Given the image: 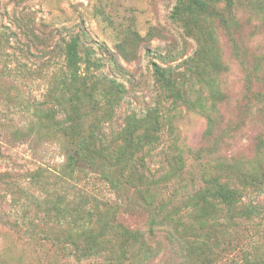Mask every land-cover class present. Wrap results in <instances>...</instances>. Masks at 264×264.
Here are the masks:
<instances>
[{
  "label": "rangeland",
  "instance_id": "obj_1",
  "mask_svg": "<svg viewBox=\"0 0 264 264\" xmlns=\"http://www.w3.org/2000/svg\"><path fill=\"white\" fill-rule=\"evenodd\" d=\"M213 2L226 23L203 20L191 36L183 23L171 18L177 0H0V173H7L22 191L16 195L0 187L4 215L23 224V216L35 214L34 199L43 203L58 195L70 199L81 189L119 201V219L132 228H146L149 212L138 205L135 176L121 200L99 174L80 180L58 177L64 157L46 138H36L35 133L26 139L11 135L18 127L28 131L27 103L44 99L49 76L63 63V45L77 34L101 60L105 77L125 88L112 129L120 127L127 114L143 117L158 110L164 115L159 145L149 154L144 149L135 155L144 162L146 154L141 171L149 176L157 173L155 178L160 179L169 169V156L178 153L177 146L203 145L212 152L211 163L206 162L215 165L213 169L231 157L251 168H264V103L256 99L257 92H264V0H235L231 8L223 0ZM154 62L175 70L191 103H174L160 88ZM129 165L137 166L135 160ZM37 168L44 174L35 179L32 173ZM183 177L177 185L175 180L161 182L163 191H157L184 197L188 189L181 186L188 176ZM245 200L264 211V191L249 193ZM8 226L0 221V264H76L72 257L44 254L47 249ZM153 246L163 250L150 264H181L184 244L178 246L165 232H158Z\"/></svg>",
  "mask_w": 264,
  "mask_h": 264
},
{
  "label": "trees",
  "instance_id": "obj_2",
  "mask_svg": "<svg viewBox=\"0 0 264 264\" xmlns=\"http://www.w3.org/2000/svg\"><path fill=\"white\" fill-rule=\"evenodd\" d=\"M234 2L223 0L226 8L233 7ZM171 18L183 23L189 35L203 20L226 23L213 0H177ZM62 57V65L49 76L44 99L27 103L28 131L18 127L11 135L26 139L35 133L36 138H46L56 144L64 157L62 175L58 177L80 180L99 174L121 200L122 192L135 176L141 198L138 205L149 212L146 228H132L122 222L119 201L98 198L81 189L70 199L65 195L47 199L46 203L34 199L31 205L35 214L23 216V224L1 210L0 221L47 249L44 254L52 251L65 259L72 257L76 264H150L163 250L153 246L158 232H165L178 246L184 244L181 264H264V211L253 201L245 200L249 193L264 191V168H251L231 157L213 169L215 165L206 162L212 155L207 146H177L178 153L169 156V169L160 179L155 178L157 173L147 175L141 171L146 167V154L142 157L144 162L136 160L135 155L144 149L149 154L159 145L163 113L150 110L143 117L127 114L120 127L112 129L124 86L105 77L101 60L93 49L83 46L78 34L65 42ZM153 65L160 88L173 102L191 103L175 70L155 62ZM2 84L3 66L0 87ZM256 96L264 103V92L259 91ZM211 129L210 122L207 136ZM134 160L135 169L129 165ZM43 174L37 168L32 176L37 179ZM184 174L188 182L181 189L187 188V195L179 198V194H160L161 182L175 180L177 185L183 182ZM144 183L146 188H139ZM18 186L7 173H0L2 189L18 195L22 192Z\"/></svg>",
  "mask_w": 264,
  "mask_h": 264
}]
</instances>
